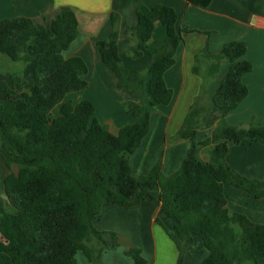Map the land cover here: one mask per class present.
I'll use <instances>...</instances> for the list:
<instances>
[{
	"label": "trees",
	"instance_id": "16d2710c",
	"mask_svg": "<svg viewBox=\"0 0 264 264\" xmlns=\"http://www.w3.org/2000/svg\"><path fill=\"white\" fill-rule=\"evenodd\" d=\"M184 1L207 8L213 0ZM136 15L132 59L142 56L157 22L166 28L167 39L155 42L145 70L127 69L118 49L120 16L111 14L112 32L99 43L100 53L118 87L140 98V103L124 104L136 122L117 134L99 122L90 101L64 103L67 95L88 86L83 59L63 56L79 35L73 10L64 11L50 28L25 17L0 21L2 61L32 67L28 102L9 83H0V145L10 158L7 167L14 171L4 180L0 175V264H78V253L91 264H101L103 252L119 245L115 233L95 227L103 205L133 208L145 200L159 205L175 221L171 237L179 251L177 264H183L195 237L208 251L201 264H264V224L244 215L231 216L223 190L229 185L264 198V181L235 173L227 159L230 148L244 140L264 144V126H233L226 119L248 96L243 77L253 67L244 58L246 42L234 40L223 46L227 66L209 101L207 77L200 69L207 49L195 56L193 73L202 85L174 137L192 143L180 169L166 177L160 160L147 175L134 176L129 158L150 131V108L172 101L164 75L184 43L182 34L190 32L178 30V16L168 6H141ZM4 75L14 86L27 84L22 73ZM58 105L60 115L53 118ZM211 106L222 112V118L211 136L199 142L197 132ZM202 149L208 151L207 161L200 158ZM126 255L145 264L140 249H130Z\"/></svg>",
	"mask_w": 264,
	"mask_h": 264
},
{
	"label": "crops",
	"instance_id": "0c3cea01",
	"mask_svg": "<svg viewBox=\"0 0 264 264\" xmlns=\"http://www.w3.org/2000/svg\"><path fill=\"white\" fill-rule=\"evenodd\" d=\"M159 5L174 9L178 16V30L187 29L190 32L182 34L184 43L175 55L174 64L164 75L167 87L173 92L172 101L168 105L150 108V131L140 148L129 158L134 176L147 175L160 160L166 177L180 169L192 143L175 140L174 137L200 92L202 79L193 73V67L195 56L205 49L207 53L203 55L204 63L200 69L207 77L209 101L215 94L217 79L227 66L221 55L223 46L234 40L246 42L248 50L244 58L253 67L243 77L248 96L226 119L233 126H264V0H213L207 8L188 4L184 0H0V21L25 17L36 25L50 28L64 11L75 12L79 35L63 56L65 59H83L88 68L84 77L88 86L67 95L64 103L76 105L83 100L90 101L95 106L96 118L112 134L136 122L125 111L124 104L140 103V98L118 87L115 74L102 58L99 43L109 38L112 32L111 14L117 13L120 16L118 49L122 63L130 70H145L155 42L167 39V31L157 22L142 56L132 59L131 54L136 49L132 39L138 24L136 11L141 6L153 8ZM14 64L2 61L0 57V83H9L4 74L12 71L10 67ZM91 86H94L93 91L88 93ZM60 110L61 105H58L52 117H58ZM221 118L222 112L211 106L197 132V140L202 142L209 138ZM200 158L208 160L207 149L200 151ZM227 159L235 173L264 181L263 143L244 140L230 148ZM223 190L231 216L244 215L254 223L264 224V198L256 199L244 190L229 185H224ZM94 224L101 232L115 233L119 242L117 247H109L103 252L101 264H137L126 255L130 249H140L145 264L178 263L179 251L171 237L175 221L167 218L160 206L149 200L133 208L105 204ZM233 227L238 226L234 224ZM207 255L202 239L195 237L186 251L183 264H201ZM76 258L78 264H91L82 253H78Z\"/></svg>",
	"mask_w": 264,
	"mask_h": 264
},
{
	"label": "rangeland",
	"instance_id": "374dc122",
	"mask_svg": "<svg viewBox=\"0 0 264 264\" xmlns=\"http://www.w3.org/2000/svg\"><path fill=\"white\" fill-rule=\"evenodd\" d=\"M10 69L13 72H17V73H22L23 74V77H24V79L27 82V84L25 86H14L10 81H9V84L18 92L20 99H22L23 101L28 102V100H29L28 99V95L30 94V91H31L30 87H31V84H32V71H31V69H29L27 66H24L23 64H20V63L19 64L15 63L13 65V67L12 66L10 67ZM93 87L94 86H91V88L88 91V93L89 92L92 93ZM9 161H10V158H9L8 153L0 145V175H1L2 180H4L5 177L8 174L13 172V169H9L7 167V163ZM1 193H2L3 198L5 199V203H6L7 207H9V203H8L7 197L5 195L3 186L1 187Z\"/></svg>",
	"mask_w": 264,
	"mask_h": 264
}]
</instances>
